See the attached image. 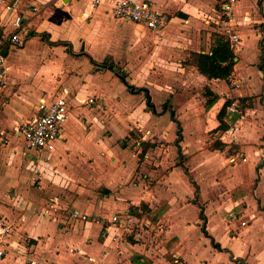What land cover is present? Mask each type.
Masks as SVG:
<instances>
[{"label":"crops","instance_id":"crops-1","mask_svg":"<svg viewBox=\"0 0 264 264\" xmlns=\"http://www.w3.org/2000/svg\"><path fill=\"white\" fill-rule=\"evenodd\" d=\"M114 1L21 0L20 47L2 42L12 26L0 5L5 60L41 39L85 69L42 92L34 57L5 62L0 226L11 231L0 264H264V0H235L218 29L208 18L216 0H149L169 18L159 29L114 19ZM214 32L235 54L228 79L197 69ZM107 55L123 59L130 89L108 66L116 91L105 92L95 68ZM60 95L61 138L42 152L15 142L23 138L9 130L34 117L40 98Z\"/></svg>","mask_w":264,"mask_h":264},{"label":"built area","instance_id":"built-area-1","mask_svg":"<svg viewBox=\"0 0 264 264\" xmlns=\"http://www.w3.org/2000/svg\"><path fill=\"white\" fill-rule=\"evenodd\" d=\"M99 0H94V4ZM21 0H0L1 7L8 15V21L12 26L9 34L2 42H10L14 46H22L24 38L21 35L23 14L22 10H18ZM235 0H222L221 9L224 15H228L231 6ZM25 7L31 11L37 8L33 4H25ZM113 15L117 18H122L126 21H132L142 24L147 28L159 29L164 25L165 16L160 10H157L149 0H115L113 3ZM5 25L0 22V28ZM232 44L238 40V36L233 33L230 35ZM7 81V68L5 65V56L0 52V88ZM88 103H93L94 98H88ZM36 114L28 122L20 124L15 128L14 133L20 134L28 148L42 152L50 148L53 141L61 138L62 128L64 123L69 118V106L65 96H55L52 99L40 98L36 103ZM231 110H235L233 107ZM74 216H78L77 212L73 211ZM127 218V214H125ZM82 219H93L98 221L96 217L81 215ZM111 223L114 225L122 222V217L114 214L111 218ZM11 231L10 224L3 223L0 226V257L5 254V243L7 236ZM91 259V257H88ZM27 264H43L36 259L28 258Z\"/></svg>","mask_w":264,"mask_h":264},{"label":"rangeland","instance_id":"rangeland-1","mask_svg":"<svg viewBox=\"0 0 264 264\" xmlns=\"http://www.w3.org/2000/svg\"><path fill=\"white\" fill-rule=\"evenodd\" d=\"M219 2H220L219 0L215 1V11H212L213 16L211 15V17H208L210 20L209 25L212 26V28H214V29H218V27H223L224 25L222 23V20H224L225 17H228L227 15H224L221 12ZM256 2H258V0H256ZM164 16H165V22H164V25L162 27H164L166 25L167 21L169 20V18L167 17V15L165 13H164ZM113 17H114V19L119 20V22L124 21L122 18H117L115 16H113ZM206 22H208V21H206ZM188 29L189 28H187V29L184 28V30H188ZM211 29H210V31H211ZM29 38H30V36H29ZM192 38H193V36H189L188 39H192ZM123 43H124V45H122V47L124 49H126L127 42L123 41ZM29 44H30V46H28ZM28 45H26V48L23 49L22 51H20L19 53L16 52V53H18L17 56L12 55L11 50H10L9 54L6 56L5 62H6V64H8L10 66L12 63V60L15 57H18V58H22V63L30 64L29 59H26V58L34 57L35 58L34 61L36 63V64L35 63L34 64H35V66H38V70L40 71V75H39L40 81H38L39 85H36V86H39L41 91L42 90L46 91L45 90L46 88L48 89V82L49 81H53V85H52L53 87L51 88V90L58 89V91H59V88L63 87L64 81L66 79L79 80L80 79L79 76H81L83 74V72L85 73V69H83L84 65H82V64L76 65V63H73V61H71L70 57L67 54H65L66 48H64L62 46H59V47L51 46L49 43L42 42L41 39H36V41L33 45H31V42H29ZM27 46H28V49H27ZM73 55L78 56L75 54H73ZM115 55H116L115 59L113 58L114 62H115V60L119 59L118 55L117 54H115ZM124 56H125V58H128L127 51H125ZM190 56H191V59L189 61L194 62L195 57L197 55H193V53H192V54H190ZM111 58L112 57L110 55L105 56V58H103V60L100 61V63L97 64L96 68H95L100 73V77H98V79H103V81H104L105 92L108 90L109 91L113 90L114 92L116 91L115 84L117 82V80H116L117 77L114 76V74H112L111 71H109L107 69V67L110 64L114 65V67L120 68L119 72H121L122 74H125L124 75V76H126L125 79L129 84L134 83L133 79L128 77V72H127V69L125 68L126 64L124 62H122L123 59L121 60V62L118 61L117 64H114L113 61H111ZM89 69L90 68H88L87 70L90 71ZM31 76H32L31 74L26 73V71H24V78L29 80V77H31ZM132 86H133V89H136V90L139 87L137 84H132ZM156 87H159V86H156ZM164 87H165L166 91L171 89V88H174V86H171V85L164 86ZM138 90H141V89H138ZM93 105L96 106L97 102H94ZM9 133L10 134L14 133L13 128L9 130ZM11 136L13 137V135H11ZM15 142L20 143V145L24 144L26 146V143H24V141L20 138V136L15 138ZM119 145H122V144H119ZM134 150L136 151V149H134ZM126 156H128V154ZM29 157H34V155H32V153H29ZM3 162H4V160L2 161V163ZM5 162L9 164L11 161L10 162L5 161ZM2 180L3 179H0V183H6V181H4V180L2 181ZM6 180L10 181V179H6ZM6 185H8L6 187L8 188V190H10V185L9 184H6ZM7 194H8V192H7ZM15 200L18 201L17 198Z\"/></svg>","mask_w":264,"mask_h":264},{"label":"trees","instance_id":"trees-1","mask_svg":"<svg viewBox=\"0 0 264 264\" xmlns=\"http://www.w3.org/2000/svg\"><path fill=\"white\" fill-rule=\"evenodd\" d=\"M234 57L235 54L229 46L227 36L214 32L212 36V45L210 48V53L207 52L201 54L197 69L208 78L228 79L235 63ZM109 68L115 73H117V75L127 85L129 89L131 88V86L126 82L124 74L119 72L118 69L114 68V65L112 64L109 65ZM142 90L145 89L142 88ZM222 113L223 112L220 111V118L222 116ZM176 122L178 123L177 120ZM220 128H224L222 122Z\"/></svg>","mask_w":264,"mask_h":264},{"label":"water","instance_id":"water-1","mask_svg":"<svg viewBox=\"0 0 264 264\" xmlns=\"http://www.w3.org/2000/svg\"><path fill=\"white\" fill-rule=\"evenodd\" d=\"M1 52L4 54L5 53V51L4 50H1Z\"/></svg>","mask_w":264,"mask_h":264}]
</instances>
